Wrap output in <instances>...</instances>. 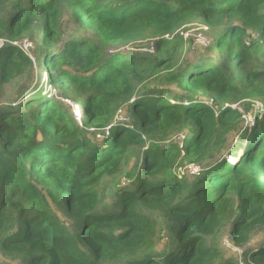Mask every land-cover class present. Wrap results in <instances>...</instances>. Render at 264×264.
I'll return each mask as SVG.
<instances>
[{
    "label": "trees",
    "instance_id": "1",
    "mask_svg": "<svg viewBox=\"0 0 264 264\" xmlns=\"http://www.w3.org/2000/svg\"><path fill=\"white\" fill-rule=\"evenodd\" d=\"M195 23L211 43L183 58L180 31ZM38 34L35 57L19 43ZM38 61L46 77L0 103L2 255L264 264V242L243 260L217 245L227 227L238 247L264 240V0H0V100L35 79ZM148 64L154 81L133 95L131 76ZM180 165L203 171L181 177Z\"/></svg>",
    "mask_w": 264,
    "mask_h": 264
},
{
    "label": "rangeland",
    "instance_id": "2",
    "mask_svg": "<svg viewBox=\"0 0 264 264\" xmlns=\"http://www.w3.org/2000/svg\"><path fill=\"white\" fill-rule=\"evenodd\" d=\"M190 28L186 27L184 29H182L180 31L181 36H183L186 39V48L184 50V55L183 58L187 55L188 51L190 49H192V51H197V50H205L211 43V37L213 35L212 31L209 30L208 27H206L205 25L201 24V23H195L194 25L189 26ZM30 38V39H29ZM27 40H25V42L28 41L29 45L33 44V48L29 51V53L33 56H37L40 54V34L37 35V38L32 39L31 37H29ZM23 42L24 44H20V46H23V48L26 50V47H28V45ZM131 46H135V45H131ZM148 46V45H145ZM198 48V49H196ZM196 49V50H195ZM135 50V49H134ZM123 53H130L131 51L129 49H123L122 50ZM36 69V75H35V79L31 81L30 79L27 80H23V79H18L15 80L14 82H12L11 84L7 85L3 95L1 96V106L2 105H7V103H10V101H14L15 99H17L25 90H26V86L30 83H34V84H38L39 82V78L42 77H46V73L43 69V64L41 63V61H38V67L35 66ZM155 68L154 66H152L151 64L148 65H142V66H138L135 69V72H133L131 79H130V83H129V87H130V93H133V95L137 92H139V90L136 91V88L138 85H141L145 80H147L146 82L150 81L148 84L151 85L154 81V74H155ZM131 75V74H130ZM146 84V83H145ZM142 84L140 87H142ZM51 87H49V85L46 83L45 87H44V94H56L55 91L50 89ZM176 92L178 94H180L179 90L176 89ZM33 95L28 96L26 99H30V97H32ZM68 103V102H67ZM71 105H75V114L76 116L79 118L80 117V111L78 108V105L74 104V103H70ZM260 105V104H258ZM73 111V112H74ZM79 120V119H78ZM117 120L120 121H126L127 120V111L126 109H123L122 111L119 112L118 114V118ZM103 137V136H102ZM102 137H98V140H103V138L105 139L104 136ZM180 139V138H177ZM182 139V138H181ZM233 142V141H232ZM230 143V145L227 146L226 148V153L228 154V152H231L233 149L236 150L237 148V144L238 142H233ZM134 162V160H133ZM131 163L130 167L128 168V172L131 171L132 169V165L134 163ZM211 164V163H210ZM197 166V167H196ZM180 165L176 168V173L178 175H180L181 177H184L185 175H190L193 176V171L199 172V169H201V171H203V168L199 165ZM199 168V169H197ZM124 181V177H122L121 175L118 176V180L115 179H111L109 180V185L111 186L110 188V196L113 197L116 193V190L118 189V187H120V185L123 183ZM104 186V183H103ZM102 186V187H103ZM263 237V235H256L251 244L250 245H246L245 247H238L235 245L234 241L232 240V238L230 237V228H224L221 229L220 233L218 234V248L220 249L221 253L223 256H225V258H231V257H235V255H239V258L241 260H243L242 255L244 253V251L248 248L251 247H260L261 243L264 242V240H261ZM0 259L10 263V264H22L20 260H13L10 258L5 257L4 255H2L0 253ZM241 264H244L243 261H241Z\"/></svg>",
    "mask_w": 264,
    "mask_h": 264
},
{
    "label": "built area",
    "instance_id": "3",
    "mask_svg": "<svg viewBox=\"0 0 264 264\" xmlns=\"http://www.w3.org/2000/svg\"><path fill=\"white\" fill-rule=\"evenodd\" d=\"M25 42V41H24ZM27 45H28V47H26V52H28L29 53V51L33 48V44L32 45H29V43H28V41L27 42H25ZM21 44V43H20ZM22 44H24L23 42H22ZM15 45H18V43L16 42L15 43ZM21 47V49L23 50V51H25V49L23 48V46H20ZM177 138H180V139H177L176 141L177 142H179L180 141V143H182L183 141H184V139H185V136L184 135H181V136H178ZM182 138V139H181ZM181 145H183V144H181ZM196 166V165H195ZM197 167V166H196ZM197 169H199V168H197ZM202 171H201V169H199V172H196V171H193V174H200Z\"/></svg>",
    "mask_w": 264,
    "mask_h": 264
},
{
    "label": "clouds",
    "instance_id": "4",
    "mask_svg": "<svg viewBox=\"0 0 264 264\" xmlns=\"http://www.w3.org/2000/svg\"><path fill=\"white\" fill-rule=\"evenodd\" d=\"M141 85H138L137 88H140Z\"/></svg>",
    "mask_w": 264,
    "mask_h": 264
}]
</instances>
